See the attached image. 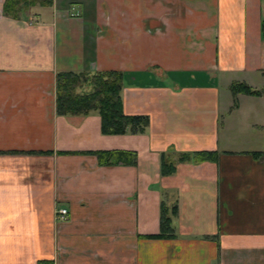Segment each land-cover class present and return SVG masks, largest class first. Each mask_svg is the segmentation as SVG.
Segmentation results:
<instances>
[{"label":"crops","instance_id":"0c3cea01","mask_svg":"<svg viewBox=\"0 0 264 264\" xmlns=\"http://www.w3.org/2000/svg\"><path fill=\"white\" fill-rule=\"evenodd\" d=\"M4 1L0 264H264V0ZM85 70L122 72L143 132L57 114L56 74Z\"/></svg>","mask_w":264,"mask_h":264},{"label":"trees","instance_id":"16d2710c","mask_svg":"<svg viewBox=\"0 0 264 264\" xmlns=\"http://www.w3.org/2000/svg\"><path fill=\"white\" fill-rule=\"evenodd\" d=\"M45 1L47 3L49 0ZM36 3L40 2L38 0H5L2 13L18 17L19 10ZM88 87L89 89H87ZM121 89V71L58 72L55 80L56 112L60 115H69L87 114L95 111L101 117V129L104 134L143 132L148 123L147 118L140 115H126L123 112ZM231 89L234 93L243 91L251 95H259L261 92L244 83L232 84ZM93 154L97 156L100 164L104 165L129 164L135 159L134 153L128 151H97ZM198 154L201 156L203 153ZM187 155H181L180 160H185ZM162 168L164 172H168L173 167L164 162ZM168 221L166 217L164 219L165 226ZM157 237L161 236H152V238Z\"/></svg>","mask_w":264,"mask_h":264},{"label":"rangeland","instance_id":"374dc122","mask_svg":"<svg viewBox=\"0 0 264 264\" xmlns=\"http://www.w3.org/2000/svg\"><path fill=\"white\" fill-rule=\"evenodd\" d=\"M40 3H39V6H42V8L43 7H45L46 5H47V3H46V1L45 0H38ZM38 3V2H37ZM42 3V4H41ZM26 11L28 10V9H25ZM25 12V11H24ZM85 87H87V86H85ZM84 87V88H85ZM87 89H89V87L87 88ZM233 128V129H232ZM231 129H230V131H229V134L230 135H233V134H238V127H232ZM253 130H255V131H259V129H253ZM253 130H251V131H249L248 133H250V134H247L246 135V137H248V138H255V132L253 131ZM231 132V133H230ZM260 132V134L262 135V133L264 132V130L262 129L261 131H259ZM259 132H257V133H259ZM225 132L223 131L222 132V134H224ZM240 138H241V141H242V129H241V134H240V136H239ZM239 137H234L232 140H235V142H231V144L229 145V147H235V146H239L237 143H238V139H236V138H239ZM258 139H261V138H258ZM247 146H249V145H247ZM260 146V145H259ZM259 146H258V148H259ZM263 148H264V139H263V146H262ZM242 148V147H241Z\"/></svg>","mask_w":264,"mask_h":264},{"label":"built area","instance_id":"2783aa9c","mask_svg":"<svg viewBox=\"0 0 264 264\" xmlns=\"http://www.w3.org/2000/svg\"><path fill=\"white\" fill-rule=\"evenodd\" d=\"M68 210L66 208H59L56 211V215L60 220H64L67 216ZM42 264V263H39Z\"/></svg>","mask_w":264,"mask_h":264}]
</instances>
